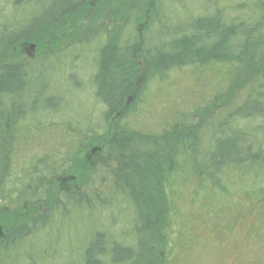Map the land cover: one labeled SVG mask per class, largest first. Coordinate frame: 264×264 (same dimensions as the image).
Returning <instances> with one entry per match:
<instances>
[{"label":"trees","instance_id":"16d2710c","mask_svg":"<svg viewBox=\"0 0 264 264\" xmlns=\"http://www.w3.org/2000/svg\"><path fill=\"white\" fill-rule=\"evenodd\" d=\"M132 2L134 5L135 1ZM261 10L252 27L226 24L207 15L194 19L186 30L168 34L167 40L153 47L144 38L138 40L135 36L126 42L121 37L115 42L108 41L99 52L93 77L95 111L98 112L100 104L104 107L98 122L89 113L82 114L94 108L78 104L80 115L76 116L75 106L64 102L62 95L45 97L38 91L28 102L22 95L32 85L28 62L1 61L0 127L12 130L11 139H6L11 140L17 155L14 157L12 152L0 171V214L37 202H51L50 210L58 216H65L64 213L68 216L71 211L95 213L114 205L120 210L118 206L123 200L132 208L133 218L140 222L135 226L138 229L134 228L135 234L158 230L162 242L167 239L173 214L180 225L201 222L203 226L211 224L210 216L216 217L219 211L224 217L229 216L225 197L235 191H241L244 200L261 214L264 121L249 130L230 129L227 133L217 124L209 130L180 121L159 130H146L131 120L140 114L142 97L154 78L162 80L172 70L185 67L203 70L217 64L225 66L230 78L241 70L255 71L258 86L252 100L257 110L251 115L262 116L264 5ZM11 98L18 103H8ZM30 113H38L37 121L31 120L35 114ZM63 114L68 116L64 119ZM255 114L251 116L253 119ZM46 117L50 120L47 123ZM108 120H112L111 131L105 138L100 129L104 126L102 122ZM85 140L92 145L101 144L104 152L115 154V159L108 167L90 173L88 181L82 182L76 192L61 186L57 189L54 177L75 168L78 160L75 148ZM215 195L223 199L215 206L216 213L211 204ZM49 216L43 213L18 225L7 242L0 244V252L5 244L9 248V243L15 244L42 229ZM106 232L88 233L81 238V244L74 242L81 247L80 264H136L138 251L144 248L142 241L129 243L122 237L125 235L111 238Z\"/></svg>","mask_w":264,"mask_h":264},{"label":"rangeland","instance_id":"374dc122","mask_svg":"<svg viewBox=\"0 0 264 264\" xmlns=\"http://www.w3.org/2000/svg\"><path fill=\"white\" fill-rule=\"evenodd\" d=\"M134 1L132 5V0H0V62H28L32 85L22 94L28 102L38 91L45 97L62 95L64 102L73 103L76 116L80 115L78 104L94 108L82 114L89 113L98 122L104 107L100 104L98 112L95 111L93 77L99 52L108 41L115 42L121 37L126 42L135 36L138 40L144 38L153 47L167 40L168 34L186 30L194 19L207 15L226 24L252 27L264 5V0ZM224 67L218 64L203 70L185 67L172 70L162 80L154 78L142 97L140 114L131 117L134 125L159 130L180 121L212 130L217 124L227 133L258 126L264 121V114L254 113L255 119L251 117L257 110L252 100L258 86L255 71L241 70L230 78ZM9 102L18 103L12 98ZM37 115L31 120L37 121ZM63 116L65 119L68 115ZM44 120L50 121L49 117ZM102 123L100 132L106 138L112 120ZM11 133L12 130L0 127V171L12 152L14 157L17 155L11 140L6 139ZM32 146L38 148L33 143ZM101 147L99 143L80 141L75 148L78 158L75 168L55 176V187L74 193L82 182L88 181L90 173L108 167L115 154L109 155ZM218 195L211 202L215 213L218 212L215 206L223 200ZM225 199L229 216L224 217L219 211L216 217L210 216L212 221L208 226L201 222L180 225L173 214L165 242L158 230L135 234L134 228L140 222L133 218L132 208L123 200L118 206L120 210L114 205L95 213L71 211L68 216L64 212L65 216L52 213L51 202L26 204L15 212H1V245L7 242L12 230L29 218L44 213L50 215L49 221L35 233L15 244L9 243V248L5 244L0 252V264H80L81 238L98 230L108 231L111 238L125 235L122 237L129 243L141 240L144 248L138 251L136 264H264V211L260 214L250 206L241 191ZM77 241L81 243H74Z\"/></svg>","mask_w":264,"mask_h":264},{"label":"water","instance_id":"95a60500","mask_svg":"<svg viewBox=\"0 0 264 264\" xmlns=\"http://www.w3.org/2000/svg\"><path fill=\"white\" fill-rule=\"evenodd\" d=\"M33 47H34V46H33V45H31V46H30V49H33Z\"/></svg>","mask_w":264,"mask_h":264}]
</instances>
